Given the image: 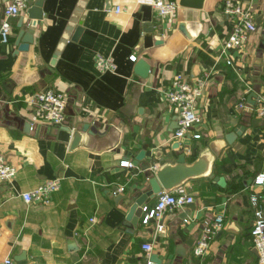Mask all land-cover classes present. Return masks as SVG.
<instances>
[{
	"label": "crops",
	"instance_id": "crops-1",
	"mask_svg": "<svg viewBox=\"0 0 264 264\" xmlns=\"http://www.w3.org/2000/svg\"><path fill=\"white\" fill-rule=\"evenodd\" d=\"M166 1L178 3L176 17L159 18L153 11L152 34L136 0H44V18L21 52L16 42L32 26L29 9L10 20V42L0 40V150L18 172L12 183L0 185V262L18 264L25 253L28 264H146L149 256L163 264H259L251 198L258 196L264 207V184L255 183L264 175V116L256 112L264 98V0H230L252 11L257 31L242 48L226 53L236 25L224 13L227 0ZM8 3L0 0V29ZM98 55L113 58L117 70L100 72ZM140 60L150 66L146 78L135 72ZM178 75L190 82L207 76V87L197 108L201 122L185 139L191 146L181 142L174 150L178 109L161 90ZM48 88L68 98L64 126L33 118L30 100ZM242 123L245 131L229 143L228 135ZM84 124L97 134L81 132L72 148V132ZM143 148L146 159L138 161ZM185 150L189 165L206 162L204 174L185 182L195 202L159 220L163 232L158 221L125 228L128 210L121 196L148 188L142 167L161 168L164 159L175 165ZM123 161L133 167H122ZM57 178L60 188L51 204L22 199ZM156 203L157 197L147 206ZM221 214L224 224L208 254L196 257L203 229ZM144 244L154 252H145Z\"/></svg>",
	"mask_w": 264,
	"mask_h": 264
},
{
	"label": "built area",
	"instance_id": "built-area-1",
	"mask_svg": "<svg viewBox=\"0 0 264 264\" xmlns=\"http://www.w3.org/2000/svg\"><path fill=\"white\" fill-rule=\"evenodd\" d=\"M33 0H9L6 5L4 14L5 19L0 29V40L7 44L12 36V25L10 20L19 17L23 12L31 7ZM141 7L148 6L157 14L159 18L176 17L179 5L174 1L166 0H136ZM224 13L229 18L236 21V25L232 29L229 38L224 47V53L232 49L242 48L249 40L250 36L257 31V25L254 15L250 9L244 8L241 4L227 0L223 7ZM122 9L116 8V12L120 13ZM132 62L137 61L136 56L130 57ZM228 65L232 64V60L228 59ZM96 67L100 72H115L117 66L114 59L98 55L96 58ZM207 76L190 82L183 75L176 76L171 84L161 90L164 97L178 109V129L173 135L172 140L183 141L200 124L201 117L198 114V105L206 93ZM68 98L65 93L53 90L51 88L42 90L35 94L30 104L32 106V114L34 120L39 124H49L57 127L64 126L66 123V110ZM246 106V101L240 105L241 108ZM256 112L259 116H264V98L258 100ZM194 139H200L201 135L194 134ZM122 167H133L130 161H123ZM151 170H156L158 166L151 164ZM18 169L0 150V185L12 183L17 176ZM60 179L47 181L34 191L21 195L26 203L39 202L42 204H51L53 194L60 188ZM257 185L264 184V175L256 178ZM121 191H124L122 188ZM195 202L193 194L190 193L187 183L178 186L170 191H162L157 195V203L153 207L146 206L143 210L144 216L142 223L149 225L152 221H159L166 216L168 212H173L186 208ZM252 206L255 208V223L251 230L253 245L258 254L259 264H264V207L260 204L258 196H252ZM95 219H92L94 222ZM224 224V215H218L214 220L208 223L202 231L201 238L194 249V255L198 258L208 254L212 241ZM163 226H159L158 231L163 232ZM143 250L152 254L155 250L152 244H144ZM0 264H14L12 259H6ZM146 264H157L149 256Z\"/></svg>",
	"mask_w": 264,
	"mask_h": 264
},
{
	"label": "water",
	"instance_id": "water-1",
	"mask_svg": "<svg viewBox=\"0 0 264 264\" xmlns=\"http://www.w3.org/2000/svg\"><path fill=\"white\" fill-rule=\"evenodd\" d=\"M43 2L44 0H37L35 5L29 8L28 10V16L31 22V28L28 30H22L19 34V37L16 42V46L18 47V50L21 51H27L30 47V45L33 42L34 39V28L36 25L43 20L44 18V12H43ZM143 11L146 14L145 21L148 23V30L146 33H155L154 30V18H153V10L151 7L144 6ZM23 19L21 26L23 25ZM156 23V22H155ZM185 28V26H184ZM185 34L188 35L187 32ZM151 37H146V40H152ZM163 41H156V45H162ZM153 45V44H152ZM135 72L138 76L142 78H146L150 73V66L147 64L146 61L140 60L135 67ZM6 86V84H4ZM253 100L252 105H256V95H252L251 97ZM31 127V124L28 123L25 128L28 130V128ZM70 129V128H69ZM73 129H78L73 127ZM246 125L242 123L238 128L234 130V134H230L227 137V140L229 143H232L237 136L242 135V133L245 131ZM72 130V129H71ZM81 132H88L89 135H95L97 134V131L94 127L88 124H84L79 128V131H73L72 132V144L71 147L75 148L78 146L81 140ZM189 137V136H187ZM181 142L183 145L191 146L192 141L190 138L188 140L184 141H177L176 146H174L175 149H179L181 146ZM188 153L189 150H185V152H182L178 155V158L176 160L175 165H166V163H169L168 159H164L159 161L160 167L156 170H151V164H145L142 169L146 173V180L148 188L144 190L143 192L137 194V192L134 194L121 196V199L126 201V207L128 210V214L126 215L125 221L123 222V226L128 229H136L139 226L140 221L142 220L144 216V208L147 206L148 203L153 201L157 195L166 190L170 191L178 186H181L189 179L198 177L206 172V162L204 159L198 160L192 165H189L188 163ZM147 156V150L146 148H143V150L137 155L136 160L143 161L146 159ZM216 180L220 183V185L223 184V179L216 177ZM157 225L163 226V221H158ZM180 249V248H179ZM181 250V249H180ZM181 255H184L180 253ZM157 264H163L162 261L158 258V256H153L152 259ZM18 264H28L26 259V254H22L18 259Z\"/></svg>",
	"mask_w": 264,
	"mask_h": 264
}]
</instances>
